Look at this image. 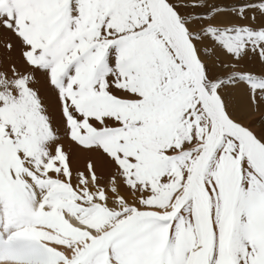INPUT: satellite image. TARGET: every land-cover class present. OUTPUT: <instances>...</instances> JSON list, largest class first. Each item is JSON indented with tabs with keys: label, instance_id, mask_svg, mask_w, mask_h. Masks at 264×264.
Segmentation results:
<instances>
[{
	"label": "bare ground",
	"instance_id": "obj_1",
	"mask_svg": "<svg viewBox=\"0 0 264 264\" xmlns=\"http://www.w3.org/2000/svg\"><path fill=\"white\" fill-rule=\"evenodd\" d=\"M28 1L10 20L8 9L0 4V132L2 128L5 131L0 134V264H264L262 83H235L230 99L219 105L209 98L210 86H202V102L208 107L210 120L199 136L195 135L201 141L197 165H188V170L178 167L166 178L159 169L130 183L128 168L138 153L134 146L119 141L124 133L132 134L119 128L128 121L119 110L111 114L101 108L68 112L63 102L73 97L52 86L59 63L49 60L50 67L37 63L43 55L51 57L59 42L68 47L73 29L84 26L71 24L46 51L35 56L32 49L43 40L38 14L44 8L40 0ZM153 1L158 20L169 30L176 51L192 71L199 73L200 63L210 67L218 58L234 61L235 56L225 53L233 52L239 41L216 37L209 31H226L240 24L234 16L230 20V14L219 8L208 22L202 19L186 24L170 11L165 0ZM194 1L201 4L206 0ZM229 2V6L237 3ZM255 14L250 13L249 18ZM116 15L112 37L123 33L127 18L120 11L114 12ZM256 22L250 19L252 26L261 25ZM198 24L201 31H196ZM108 33L104 31L100 41L104 42ZM122 46L116 45L108 53L110 62L97 77L99 82L104 76L96 94L115 92L119 96L131 92L127 75L139 69L126 61L133 51ZM70 50L65 49L64 55ZM243 65L236 67L239 72L250 70L264 75V61L245 70ZM232 75L239 73L235 69ZM223 78L212 85L219 86ZM79 117L91 119L96 125L93 130L99 133L79 134ZM106 128H111L112 139L105 135ZM224 128H238L239 132L231 131L224 137ZM245 139L253 151L243 146ZM238 143L243 152L234 149ZM162 144L166 146L165 140ZM193 147L189 142L180 149ZM178 151L173 147L168 153ZM210 157V171L206 173L203 167ZM158 179L166 184L163 190L154 185ZM193 188L203 201L199 217L196 211L187 213L194 204L187 202ZM140 215H157L175 223L170 222L165 229H140L123 236V229Z\"/></svg>",
	"mask_w": 264,
	"mask_h": 264
},
{
	"label": "rangeland",
	"instance_id": "obj_2",
	"mask_svg": "<svg viewBox=\"0 0 264 264\" xmlns=\"http://www.w3.org/2000/svg\"><path fill=\"white\" fill-rule=\"evenodd\" d=\"M209 1L206 0L205 3L199 4L194 0H181L180 2L165 0V4L170 11L186 24L200 22L202 19V21L207 20L208 22L213 17V13L217 12L219 8H221L219 11L230 14L229 19L234 16L241 22L226 29V31L216 30L215 28L209 29L216 37L220 35L229 39L236 38L239 41L236 43V45L238 44V46H235L236 50L225 53L226 56H235L234 61H225L222 60L223 58H218L210 67L207 64L200 63L199 73H195L177 52L178 50L174 47L175 41L170 37L169 30L162 24L161 20H158L159 11L153 0H40L44 12L38 14V23L40 22L39 29L43 32L42 38L44 41H40L35 49H32V54L36 56L46 51L49 43L65 33L71 24L73 27L75 23H78V25L81 23L84 26L81 29L82 31L77 29L79 26L73 29L71 38H69L72 41L70 42L67 39L68 47L59 42L51 56L52 58L43 55V58L40 61L38 60L37 63L43 67H50L49 60L59 63V65H56L58 66L56 72L58 71L59 74L57 75L54 72L55 78L52 86L66 93L68 98L73 97L72 100H67L66 103L63 102L65 108L68 106V109L66 108L68 112L87 109L90 111L101 108L106 109V112L111 114L119 110L121 116L128 121L119 128L124 130L123 132L127 131L132 134L128 133L125 136L124 133L123 137L120 136L119 141L134 146L138 153L137 159L134 158L132 166L128 168V172L131 174L130 183L137 181L141 176L157 173L159 169L163 171L159 174L166 178L177 172L178 167L183 166L184 169L188 170V165H191V168L197 165L201 153V141L200 139L197 140V137L203 127H206L203 125L208 124L207 121L210 120L207 114L208 107L202 102V86H210L209 98L216 105L225 104V100L230 99L231 88L235 86V83L246 84V82L251 83L255 80L256 83H262L260 88L264 90V75L255 74L250 70L239 72L240 69L236 68L244 64L242 69L245 70L248 68L246 66L264 61V0H236L237 3L232 6H229L231 4L229 0ZM28 2V0H0V4L3 3L5 8L8 9L6 13L8 20L12 19V15L18 16L20 7H24ZM118 11H120V14H126L127 18L123 24L124 28L122 27L123 33L112 37L111 34L115 30L113 25L117 24L118 19V16H113V14L114 12L117 14ZM252 12L256 14L251 15V18H249ZM26 14L29 15V13ZM79 16L82 19L78 18ZM111 16L116 20L113 18L112 21ZM250 19L254 22L260 21L261 25L252 26ZM6 23L8 24L9 21H6ZM24 25L26 26L22 23V28L25 30ZM198 27L196 31H201L199 24ZM104 31L110 33L106 34L107 37L103 38L105 41L102 39L104 41L102 42L100 40ZM44 35L47 37L44 38ZM26 39L29 38L26 37ZM123 44L128 50L133 51L132 55L128 57L129 61H126L132 63L134 69H139V72L131 70L128 73L127 83H138L140 88L136 87L137 85L129 84V87L135 90L138 88V90L135 91L131 88L129 94L124 93L119 96L115 92L105 96L96 94L104 76L99 79V82L97 77L100 71L104 70L110 62L108 53L114 46L117 45L118 47ZM65 49H71L68 55H64L66 54ZM206 52L209 55L211 53L209 50ZM242 57L244 60L241 59ZM154 58L155 60H153ZM32 59L30 58L31 63ZM121 64L123 65V63ZM235 69L239 75L234 76V79L232 74L235 75ZM124 71L126 74L127 71ZM135 74L136 77H134ZM229 74L232 77H229ZM105 76L110 78L111 74L105 73ZM222 77H224V82H219V86L212 85L217 84ZM72 83L74 84L72 85ZM261 98L264 99V96H261ZM203 104L204 106H202ZM74 106L75 108L72 109L71 107ZM69 109L71 110L69 111ZM80 118L76 121V125L79 126V134L82 132L83 135L93 136L94 132L99 133V131L93 130L92 127L96 130V125L90 122L91 119L84 121ZM226 129L224 128L222 132L224 137L226 135L230 136V132H234L238 128L229 131ZM104 131L105 135L112 139V135L110 136L111 128H106ZM238 132V130L235 131V133ZM4 133L5 131L2 128L0 134ZM164 140L166 146L162 144ZM221 140H223V137ZM189 142L194 145L191 150L180 149ZM243 146L247 147L249 152L253 151L247 139L244 140ZM243 146L241 147L238 143L234 149L243 152V150H240ZM173 147L179 150L178 154L168 153ZM192 155L194 157H191ZM182 156H186V158L183 159ZM105 157L109 158L108 155ZM180 157L181 161L178 160ZM211 157L213 160L214 156ZM211 157L210 161L206 162L203 167L206 173L210 171ZM154 185L163 190V186L166 184L158 179ZM187 202L190 204L192 202L196 203V205L192 203L193 206H189L188 215L196 211L197 217H199L198 211L203 212L199 207L203 201H201L199 193L195 192L194 188ZM144 216L140 215V217L133 218L129 225L123 229V236L129 233L136 234L135 232L140 229L146 232L161 229V227L165 229L172 221L170 218H162L157 215ZM237 223L239 225V222Z\"/></svg>",
	"mask_w": 264,
	"mask_h": 264
}]
</instances>
